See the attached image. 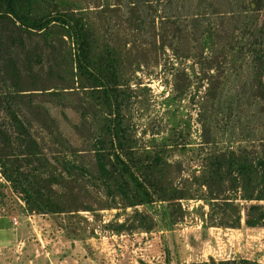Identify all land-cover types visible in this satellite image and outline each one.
<instances>
[{"label":"rangeland","instance_id":"rangeland-1","mask_svg":"<svg viewBox=\"0 0 264 264\" xmlns=\"http://www.w3.org/2000/svg\"><path fill=\"white\" fill-rule=\"evenodd\" d=\"M16 8L79 37L0 5V264H264L216 162L264 152V0Z\"/></svg>","mask_w":264,"mask_h":264},{"label":"trees","instance_id":"trees-1","mask_svg":"<svg viewBox=\"0 0 264 264\" xmlns=\"http://www.w3.org/2000/svg\"><path fill=\"white\" fill-rule=\"evenodd\" d=\"M26 0H0V5L4 4L7 10V13L14 18L20 25L29 28V29H42L49 23L55 21L67 25L76 36V39L79 37V32L76 26L67 18L66 16L59 15L53 17H44L41 19H29L19 12L16 8L17 4L21 5ZM78 66L81 70L87 72L83 56L78 58ZM119 163L123 166L125 165L120 158L116 156ZM218 160V161H217ZM217 163H224L228 167L235 168L237 177L241 183V189L244 194L245 200H255V201H264V152L257 158H251L249 154L244 152L239 153L238 155H230L227 158H217ZM126 167V166H124ZM131 180L135 189L145 197L150 198L144 184L138 180L137 177L131 174ZM255 186H252L251 183ZM256 191V194H253V191ZM245 225L247 227H257L264 226V207L250 205L247 208L245 214Z\"/></svg>","mask_w":264,"mask_h":264},{"label":"built area","instance_id":"built-area-1","mask_svg":"<svg viewBox=\"0 0 264 264\" xmlns=\"http://www.w3.org/2000/svg\"><path fill=\"white\" fill-rule=\"evenodd\" d=\"M14 224H15V225L17 224L16 220H14Z\"/></svg>","mask_w":264,"mask_h":264}]
</instances>
